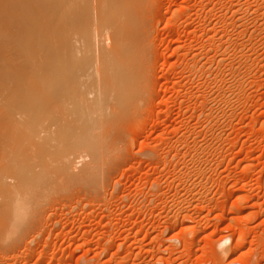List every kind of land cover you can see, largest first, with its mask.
Masks as SVG:
<instances>
[{"label":"rangeland","instance_id":"obj_1","mask_svg":"<svg viewBox=\"0 0 264 264\" xmlns=\"http://www.w3.org/2000/svg\"><path fill=\"white\" fill-rule=\"evenodd\" d=\"M69 1L45 0L48 15L36 11L43 0L29 2V22L47 18L30 23L36 35H20L10 10L17 5L0 0V96L21 93L8 88L14 76L28 89L20 99L11 91L19 111L3 103L9 94L0 97L12 109H0V126L21 125L25 95L62 80L59 64L76 82V61L62 64L58 48L74 35L70 20H60ZM146 2L142 102L114 127L108 158L95 166L87 154L72 157L73 171L47 188L26 230L0 245V264H264V0ZM41 25L49 33L40 35ZM41 42L53 45L50 63ZM18 59L26 73L13 72ZM87 167L95 171L86 178Z\"/></svg>","mask_w":264,"mask_h":264},{"label":"bare ground","instance_id":"obj_2","mask_svg":"<svg viewBox=\"0 0 264 264\" xmlns=\"http://www.w3.org/2000/svg\"><path fill=\"white\" fill-rule=\"evenodd\" d=\"M11 1H13V6L17 5L18 7L10 8L13 13L15 12L13 9H16L15 14L18 16L15 17L16 19L19 18L18 20L14 21V34H16V32H20V35L21 32H27L28 35L33 34L31 32L34 31L30 30V23L33 25H39L37 24L38 21L40 24L43 23L41 21L43 20V17L46 16L43 14L50 10L47 7L46 12L45 7L48 5H45V0H43L44 4H42L41 7L36 5L37 7L39 6L36 11L38 12V10L43 8L41 9L42 11L44 10L43 14L40 13L42 15H38L39 18L36 16V20L29 22V19L33 18L31 17L32 14L36 12L34 11L31 13V7L33 5L30 7L28 4L29 2H31L30 4H33L32 0H10V2ZM69 2L70 3L67 2L69 7H63L61 2V6L63 8H61L62 11L60 12V20L63 21L67 19V23L68 20H70L69 26L74 28V35H72L73 33L71 36L67 34L71 30L68 32L66 31L67 33H65V35L67 34L68 37L67 35L66 37H60L58 48H61L63 55L62 56L59 54L63 58L62 64L69 63L68 61L72 57L74 58L73 61H76L74 63L75 67H72L74 69V78L76 79V82L68 80L71 75H68L69 73H67L66 66L62 65V67H60L59 64V72H57L61 73L60 76L62 80L59 79L55 83L45 84L43 91L41 90L42 93L40 96L39 94H36L37 91L32 92L31 88L29 90L32 93H28V96L25 95L26 98L21 103L22 110L20 111V114L22 120L19 121L21 125H9L11 123L7 121L8 126H0V238L2 239L0 240V242H2L0 245H2L3 242L5 245L8 241L10 243H7V245H11L10 240L17 238L18 235L20 237L22 232L26 230L24 228L28 227L26 223L29 221L28 217H31L30 215H32L33 210L34 212L36 211L34 207L36 206L37 209L39 202L44 199L47 188H51V186L56 187V181L58 179L61 180L62 176L65 179L67 176L65 174H67L68 171L69 174L71 173L70 170H72L73 162L72 157H75L77 153H83V155L87 154L88 157H91L92 162L95 165L96 163L100 162V160H102L103 156H107L110 153L111 150L109 151L108 149L109 153L104 155L105 152H108L105 151L104 148H108L110 145L116 142V139L112 137V135L114 136L116 132L114 127L117 126L120 120H125L122 119L124 116L128 117L125 115V113L128 114V112L134 110L135 108L138 109L137 106L141 101H139V99L141 98L143 100L142 97H144V95H142V89L144 88L143 85L145 83V68H147L145 67V52L147 47L143 45V33L145 32L143 15H145L146 10L148 9L147 8L145 10V4H148V1L71 0ZM48 3L51 4V2ZM52 7L53 6H51V8ZM57 8L59 7L57 6ZM20 9L23 14L19 13ZM48 14L49 13H47V15ZM24 21L26 22L25 24ZM61 24H63V22L60 23V25ZM67 29L68 28H66V30ZM35 32L34 35H36ZM43 32L49 33V27H42L40 35ZM28 35H23L24 41L28 40L30 37H28ZM62 35L63 34L61 33L60 36ZM36 38L37 37H35V39ZM32 40L33 39H31V41ZM51 40L52 39H50V41ZM107 40L110 41V45L108 44L109 49L105 48V45H107L105 44V41ZM95 41L98 45L100 44L99 47L101 46L100 52L99 49L96 52ZM99 41L102 42V45L101 43H98ZM41 43L43 44H41V47L43 46L42 51L44 56H47L46 59H49V63L52 62L50 59L52 56L51 52H53V45L51 47L47 44V42ZM56 44H58V42H56ZM37 49L40 50L39 45ZM13 51L16 52L15 50ZM25 51H27L26 48ZM39 52H37L39 55L37 58L38 60H41L42 55ZM32 53H29L28 56ZM22 54L25 55L27 53L25 52V54ZM20 60L18 61L17 65L14 66V69L12 67L13 72L15 70V72L18 73L22 70L24 62ZM37 63L38 62H36V64ZM36 64L34 66H36ZM41 65L42 62L40 64V68H42ZM46 65H48V62ZM45 66L44 68L46 69ZM56 66L58 65L56 64ZM38 67L39 63L36 68H31V71H40L37 69ZM24 68L25 66L23 69ZM60 68L62 69L60 70ZM26 70H28V67L23 71L25 72ZM33 72L32 74L29 73V75L31 74L32 76ZM45 72L43 71V73ZM70 72H73V70ZM39 76H41V74ZM43 76L44 74L41 77L43 78ZM86 76L90 79H86ZM41 77L39 79H42ZM15 78L16 76L12 78V82L10 83L12 85L8 88L13 86L16 89H19L18 92H20L21 89L23 91V88L28 90L26 89V82L25 88L23 87L24 84L21 83V79L17 80L18 76L16 79ZM14 79V82L20 81L18 84L21 87L17 83H15L17 84V87L15 84H13ZM39 79L33 80V84H35V81H41ZM24 81L25 79L22 80V82ZM42 81L41 83L43 85L44 81ZM35 85L38 86V84ZM12 90L14 92V89L10 88L7 92L5 91L2 94L3 96H0L4 97V95L7 96V94H9V97H6L7 99H5V97L4 99L1 98L3 103L10 99L11 103L8 104L9 107H13L16 104L15 103L14 105H11L13 104L11 100L12 97H17L18 94L22 93L21 91V93L17 94L16 91L14 93L17 95H15L13 92L11 93ZM19 96L22 97V95H18V98ZM4 100L6 101L4 102ZM67 101L71 102L70 105L72 108L70 105H68L70 109L67 107L68 109L66 110L65 103ZM3 103L1 101L0 105L2 106ZM4 106L7 108V104ZM17 106L14 107L18 109L19 106ZM5 107L2 106L0 109L3 108L1 110H6V112L7 110L8 112L9 110H12L9 107L5 109ZM19 110L20 108L18 111ZM134 111L132 112L134 113ZM0 113L2 114V117L0 115V120L2 119L3 122L4 117H6H3V114L7 115V113L5 114V111H1ZM16 118L17 117L15 116L14 119ZM17 119L19 120V118ZM2 122L0 121V123ZM114 148L115 147H113V149ZM97 165L98 164L95 166ZM85 171L87 174H84L87 178V176L95 170L87 167ZM59 180L57 181V184L62 183ZM61 181H63V179ZM52 189L53 188H51V190ZM6 240L7 242L5 243ZM16 240L17 239L13 240V242L15 243ZM7 245L4 247L7 248Z\"/></svg>","mask_w":264,"mask_h":264}]
</instances>
